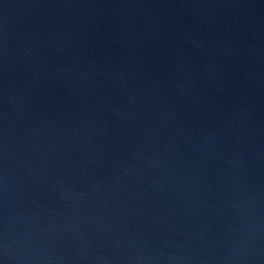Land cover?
<instances>
[{"label": "water", "instance_id": "1", "mask_svg": "<svg viewBox=\"0 0 264 264\" xmlns=\"http://www.w3.org/2000/svg\"><path fill=\"white\" fill-rule=\"evenodd\" d=\"M0 264H264V0H0Z\"/></svg>", "mask_w": 264, "mask_h": 264}]
</instances>
